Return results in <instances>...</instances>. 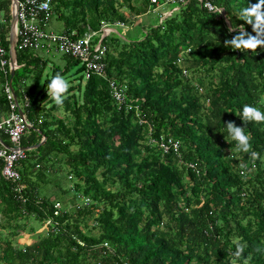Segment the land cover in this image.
<instances>
[{"label": "trees", "instance_id": "obj_1", "mask_svg": "<svg viewBox=\"0 0 264 264\" xmlns=\"http://www.w3.org/2000/svg\"><path fill=\"white\" fill-rule=\"evenodd\" d=\"M210 2L225 18L197 0L169 3L178 10L141 40L103 38V76L85 80L79 61L63 56L66 66H52L37 90L47 62L16 54L12 89L33 127L20 145L44 142L26 150L19 164L25 203L0 180V264H264V124L239 117L244 105L264 111V47L224 46L238 27L256 35L240 12L258 0ZM151 6L150 0H52L62 33L75 32L74 38L98 34L103 25L126 27ZM8 32L6 24L5 38ZM74 66L78 83L57 106L47 86ZM110 82L124 88L123 103L112 99ZM0 106L7 110L2 90ZM60 111L63 118L55 117ZM230 121L250 135L259 159L236 151L225 126ZM56 163L67 169L72 186L62 191L72 192L73 204L54 216L56 201L44 186L59 171ZM30 219L51 225L20 248L17 234L37 232ZM237 244L244 246L239 258Z\"/></svg>", "mask_w": 264, "mask_h": 264}, {"label": "built area", "instance_id": "obj_2", "mask_svg": "<svg viewBox=\"0 0 264 264\" xmlns=\"http://www.w3.org/2000/svg\"><path fill=\"white\" fill-rule=\"evenodd\" d=\"M188 1L165 0L161 3L159 0H150L151 4L156 6L169 3L185 5ZM197 1L209 13L215 14L217 18H225L224 10L214 6L210 0ZM1 2H7L6 8L0 6V77L4 79L2 94L7 102V110H3L0 106V180L10 184L11 191L15 194L17 201L25 203L23 196L25 185L22 183L19 173V164L26 159L27 155L20 142L26 131L33 127L22 113L20 105L18 101H15V95L9 87V34L12 16H15L16 22L14 28L15 54L31 52L38 55L41 51L49 52L51 48H54L56 53L79 61L80 66L83 67L85 80L93 74L98 76L105 74L104 60L107 50L103 46L102 40L106 37L103 30L109 26H103L98 34L88 32L82 38H74L75 32L67 35L46 29L53 19L52 0H16V3L14 0H0ZM6 24L9 26L8 38H5ZM96 36H99L98 41L93 40ZM5 41H8V49L5 47ZM261 75L264 78V68ZM109 86L112 99L118 104L123 103L125 101L124 88L113 82H110ZM23 104L28 107L26 96L23 99ZM169 144L177 150V143L169 141ZM161 148L165 153L169 146L161 144ZM88 202L89 200L85 199V203ZM73 207L77 209V207ZM59 209L60 204L55 203L54 216L59 214ZM50 225L51 220H47L43 224L46 229Z\"/></svg>", "mask_w": 264, "mask_h": 264}, {"label": "rangeland", "instance_id": "obj_3", "mask_svg": "<svg viewBox=\"0 0 264 264\" xmlns=\"http://www.w3.org/2000/svg\"><path fill=\"white\" fill-rule=\"evenodd\" d=\"M138 4H139V2H138ZM154 6H155V8H154ZM178 8H179L178 6H175L174 8L170 9V7L168 8L167 5H157V6L153 5L152 7L147 8L144 13H141L140 15L132 17L133 23L130 25H127L125 28L123 27V25H119L118 27L123 28V29L116 28V30H115V27H105V30H103V31H104V34L106 37L109 36L110 34L116 33L117 36H119V37L121 36V38L124 40L138 41V40L142 39L145 32L150 27H156L158 25V23L160 22L159 20H162L163 18L170 16L172 14V12L178 10ZM221 9H223V8H221ZM224 14H225V10H224ZM103 26H105V25H103ZM46 29L49 31H52L54 33H61L64 30V24L61 20L57 19L56 17H53V19L47 25ZM237 29L241 30L240 27H238ZM118 32H120V34ZM101 35H100V37H101ZM38 55H39V57H41L42 59H44L47 62L46 66L43 70L41 80L39 81V84L37 86V90H42L43 89L42 88L43 82L46 79L50 78L51 67L55 66V67L62 69L63 67L66 66L67 59L65 57H63L62 55L56 53L54 48H51L49 52L41 51L40 53H38ZM78 66H80V64ZM78 66H74V67L70 68L68 73L64 76V78L69 81L70 87L73 85L75 86L78 83L77 82V79L79 77V74H77ZM26 84L32 85V82L27 81ZM2 85L3 84H0V90H2ZM55 117L63 118V113L61 111L59 113L57 112L55 114ZM56 164H58V163H56ZM62 166H63L62 164L55 165V168H59V171L56 172L55 174L53 173L52 175L48 174V178L51 181V183H49V180L47 179V180H45V182H48V184H46L44 186V191H46V193L48 195H50V198L53 201H56V203L60 204V209H61V205L64 208V205L67 206V205L73 204L71 202L72 192H68V193L63 192V191H67L68 189H70V186H72V183L67 179L66 167L65 166L62 167ZM37 182H38V186L40 187V192L42 195V191H43L42 186L43 185L41 184V181H37ZM30 220H32L31 223H32L33 227L37 228L36 230H39L42 227L41 223H39V221L37 222V221H34L33 219H30ZM92 226H94L93 223H92ZM46 230L47 229L44 227V234L46 233Z\"/></svg>", "mask_w": 264, "mask_h": 264}, {"label": "clouds", "instance_id": "obj_4", "mask_svg": "<svg viewBox=\"0 0 264 264\" xmlns=\"http://www.w3.org/2000/svg\"><path fill=\"white\" fill-rule=\"evenodd\" d=\"M240 16L247 23L251 24L256 35H250L245 30H240L239 34L233 36L231 39L224 41V46L235 50H250L255 52L258 48L264 47V0H258L256 4H252L244 8L240 12ZM229 32L234 29L229 28ZM70 83L61 74L57 73L52 77L47 86V94L51 96L55 105L62 106L68 93ZM244 123L255 122L264 124V111L258 107L251 105H244L239 116ZM227 133L231 140L235 141V148L238 152L249 153L252 161L260 158L259 153L252 150L251 137L246 134L243 127L237 126L234 122H227L225 124ZM241 167H246L241 165ZM244 252V246L237 244L235 258L241 257ZM236 264V260H233Z\"/></svg>", "mask_w": 264, "mask_h": 264}, {"label": "water", "instance_id": "obj_5", "mask_svg": "<svg viewBox=\"0 0 264 264\" xmlns=\"http://www.w3.org/2000/svg\"><path fill=\"white\" fill-rule=\"evenodd\" d=\"M14 2L16 3V0H14ZM15 23H16L15 22V16L13 15L12 19H11L10 34H9V60H10V65H9V74H10L9 87L11 88L12 92H13L12 79H13V76L15 74V71L18 69L17 62H16V54L14 52V28H15ZM15 101H17L16 97H15ZM43 142H44V140L39 145H41ZM38 146H35L33 148H23V149L24 150H30V149H35Z\"/></svg>", "mask_w": 264, "mask_h": 264}, {"label": "crops", "instance_id": "obj_6", "mask_svg": "<svg viewBox=\"0 0 264 264\" xmlns=\"http://www.w3.org/2000/svg\"><path fill=\"white\" fill-rule=\"evenodd\" d=\"M154 8H155V6H154ZM116 28L123 29V28L115 27V30H116ZM114 34H116V33H114ZM41 226L42 227L39 230H37L35 235H33V234H20V233L17 234V236L14 239L15 245L20 247V248H25V247L33 244L37 240V238L35 237L36 235H38L40 232H42V234H44V226L43 225H41Z\"/></svg>", "mask_w": 264, "mask_h": 264}]
</instances>
